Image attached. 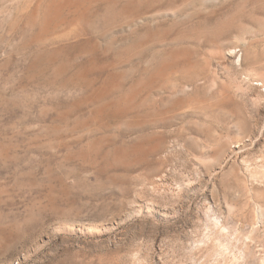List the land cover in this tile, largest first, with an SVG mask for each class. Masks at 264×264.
Returning <instances> with one entry per match:
<instances>
[{
    "label": "rangeland",
    "instance_id": "1",
    "mask_svg": "<svg viewBox=\"0 0 264 264\" xmlns=\"http://www.w3.org/2000/svg\"><path fill=\"white\" fill-rule=\"evenodd\" d=\"M0 264H264V0H0Z\"/></svg>",
    "mask_w": 264,
    "mask_h": 264
},
{
    "label": "bare ground",
    "instance_id": "2",
    "mask_svg": "<svg viewBox=\"0 0 264 264\" xmlns=\"http://www.w3.org/2000/svg\"><path fill=\"white\" fill-rule=\"evenodd\" d=\"M64 3H65V2H64ZM62 4H63V3H62ZM63 5H64V4H63ZM63 5H62V6H63ZM63 8H64V6H63ZM59 9H60V6H57V7L54 9V10H56L55 13L58 12V11H60ZM54 17H55V16H54Z\"/></svg>",
    "mask_w": 264,
    "mask_h": 264
}]
</instances>
